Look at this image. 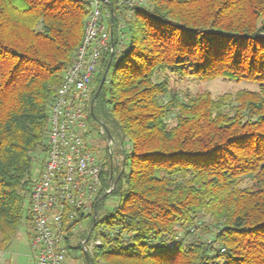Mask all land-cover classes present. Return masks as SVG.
Masks as SVG:
<instances>
[{"label": "trees", "instance_id": "16d2710c", "mask_svg": "<svg viewBox=\"0 0 264 264\" xmlns=\"http://www.w3.org/2000/svg\"><path fill=\"white\" fill-rule=\"evenodd\" d=\"M89 12V0H0V252L23 222L30 227L34 162L46 158L50 106ZM125 24L128 43L101 61L92 114L116 143L103 189L111 169L120 179L79 235L89 241L98 229L101 244L88 259L69 233L70 255L81 250L84 264H264V0H147ZM173 76L259 90L181 94Z\"/></svg>", "mask_w": 264, "mask_h": 264}, {"label": "built area", "instance_id": "2783aa9c", "mask_svg": "<svg viewBox=\"0 0 264 264\" xmlns=\"http://www.w3.org/2000/svg\"><path fill=\"white\" fill-rule=\"evenodd\" d=\"M146 5L147 0H89L82 43L50 106L46 158L29 196L30 245L35 264H67L69 233L75 236L72 246L81 242L86 255L101 244L97 240L91 244L81 241L80 233L88 229L77 230L78 225L83 228L82 221L97 217L96 204L115 186L114 176H110L109 187L103 189L102 174L116 143L96 121L106 144L105 158L97 157L89 144L93 142L94 84L104 55L123 45L126 19ZM73 222L78 223L72 226Z\"/></svg>", "mask_w": 264, "mask_h": 264}, {"label": "rangeland", "instance_id": "374dc122", "mask_svg": "<svg viewBox=\"0 0 264 264\" xmlns=\"http://www.w3.org/2000/svg\"><path fill=\"white\" fill-rule=\"evenodd\" d=\"M122 32L123 35V45L128 43L130 35L128 31L123 28ZM121 48V47H120ZM171 88L174 91H179L181 94H189L195 95L201 92H210L214 97L220 96L224 93H235L239 90H251L257 91L259 90V86L255 83L242 81V82H235L225 80L223 78H218L211 81H200L193 78H180V77H171ZM95 126V127H94ZM91 135L93 142L90 140V148L93 153L97 157L105 158V141L104 138L99 135V130L97 128V124L94 123L91 127ZM127 146V145H126ZM44 155L40 154L36 161L34 162V179L37 181L39 178L40 172L42 170V164L44 160ZM119 156H115V160L118 163ZM251 183V176L247 177L244 181V186L250 185ZM114 202L112 199H107L100 209L99 217H101L105 212L111 210L113 207ZM83 228L79 229V225L77 227L78 231H82L83 229H88L90 227V220H84L81 222ZM30 231L31 228L29 227L28 222H23L22 226L20 227L19 232L13 238L11 243L6 246L0 252V264H35L34 260V252L30 245ZM98 233V229H95L90 240L89 244L93 243L96 239ZM201 236V233H198ZM82 252L78 250L76 253L71 254L67 264H84V260L81 257Z\"/></svg>", "mask_w": 264, "mask_h": 264}, {"label": "water", "instance_id": "95a60500", "mask_svg": "<svg viewBox=\"0 0 264 264\" xmlns=\"http://www.w3.org/2000/svg\"><path fill=\"white\" fill-rule=\"evenodd\" d=\"M104 81H105V77L103 78V80H102V82H101V84H100V86H99V88H98V90H97V92H96L94 98H97V97L99 96ZM93 114H94V113H93ZM93 116H94V115H93ZM94 118L96 119L95 116H94ZM107 134H108V138H109V139H112V136H111V134H110L108 131H107ZM112 178H113V173H112V169H111V179H112ZM119 179H120V176H118V177L115 179V182H114V183L117 184L118 181H119ZM95 220H96V218L94 219V222H95ZM86 257L89 259V255H88V254L86 255Z\"/></svg>", "mask_w": 264, "mask_h": 264}]
</instances>
